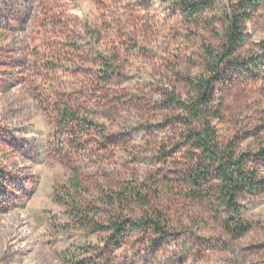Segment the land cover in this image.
I'll return each instance as SVG.
<instances>
[{"label":"rangeland","instance_id":"1","mask_svg":"<svg viewBox=\"0 0 264 264\" xmlns=\"http://www.w3.org/2000/svg\"><path fill=\"white\" fill-rule=\"evenodd\" d=\"M252 1L0 0V264H264V190L240 193V235L215 197L194 198L211 185L179 107L250 14L210 118L264 179V0ZM65 110L90 124L63 125ZM124 218L165 235L118 238Z\"/></svg>","mask_w":264,"mask_h":264},{"label":"trees","instance_id":"2","mask_svg":"<svg viewBox=\"0 0 264 264\" xmlns=\"http://www.w3.org/2000/svg\"><path fill=\"white\" fill-rule=\"evenodd\" d=\"M244 9H255L260 3L252 0H240ZM191 17L198 14L200 6L196 3L190 4ZM251 19L250 14L245 13L241 18L235 16L231 20L230 32L227 35L226 48L223 53L218 54L211 50L207 51L210 62L208 64L209 78L201 77L193 83L195 97L186 104H180V109L188 110L193 121L199 125V130L192 131L190 134V143L196 151L201 153L200 164L204 166L203 181L211 185L207 193L194 192L193 197L199 199L216 198L221 207H226L229 212L235 216L236 223L233 225L235 235L247 233L248 225L242 220L241 209L238 207L239 195L242 192H261L264 190V179L258 169H251L249 162L244 154H237L233 145L223 147L219 141L212 122V112L210 110V99L213 94V79L220 67L231 57H233L243 40L238 32L239 25L246 20ZM176 102H178L176 100ZM63 125L70 126V123L84 126L87 123L77 113L70 110L63 111L61 115ZM264 159V149L256 154ZM200 182V178H198ZM198 185V183H197ZM109 199V197H107ZM120 202L122 203L123 200ZM122 223L111 222V227L121 237L125 227L132 231H140L146 228H154L159 234L165 235V229L161 221L152 218L133 219L124 218ZM230 222L226 226L232 229Z\"/></svg>","mask_w":264,"mask_h":264}]
</instances>
